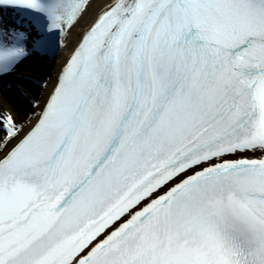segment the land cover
Here are the masks:
<instances>
[{"label": "snow or ice", "instance_id": "snow-or-ice-1", "mask_svg": "<svg viewBox=\"0 0 264 264\" xmlns=\"http://www.w3.org/2000/svg\"><path fill=\"white\" fill-rule=\"evenodd\" d=\"M91 7L0 0V79ZM31 112L0 105V264H264V0H106Z\"/></svg>", "mask_w": 264, "mask_h": 264}, {"label": "rangeland", "instance_id": "rangeland-1", "mask_svg": "<svg viewBox=\"0 0 264 264\" xmlns=\"http://www.w3.org/2000/svg\"><path fill=\"white\" fill-rule=\"evenodd\" d=\"M54 64L55 62L52 63L50 70L29 64L19 67L15 71V77H8V80L0 85V105L4 109L18 113V119L24 121L25 114L28 116L31 114L32 102L38 100L42 104L48 97L46 82L51 76Z\"/></svg>", "mask_w": 264, "mask_h": 264}, {"label": "bare ground", "instance_id": "bare-ground-1", "mask_svg": "<svg viewBox=\"0 0 264 264\" xmlns=\"http://www.w3.org/2000/svg\"><path fill=\"white\" fill-rule=\"evenodd\" d=\"M92 7L86 11L83 15V18L79 21V23L74 26L73 29L69 30V34L67 36H63L61 38L62 46L59 52L54 55L52 63L55 62L51 76L47 79V89L46 95L54 89V86L57 82L58 76L61 72V69L65 65L66 61L73 53L75 48L78 46V42L83 34V32L90 27V25L95 21L97 15L100 12L101 7L106 3V0H90ZM11 80V79H10ZM5 79L1 81L0 85L4 84ZM43 104V103H42ZM37 112L40 111L39 108L36 109ZM32 115V112L30 116Z\"/></svg>", "mask_w": 264, "mask_h": 264}]
</instances>
